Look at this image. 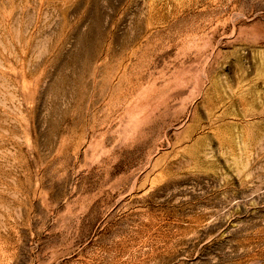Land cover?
Returning <instances> with one entry per match:
<instances>
[{"label": "rangeland", "instance_id": "rangeland-1", "mask_svg": "<svg viewBox=\"0 0 264 264\" xmlns=\"http://www.w3.org/2000/svg\"><path fill=\"white\" fill-rule=\"evenodd\" d=\"M0 264H264V0H0Z\"/></svg>", "mask_w": 264, "mask_h": 264}]
</instances>
